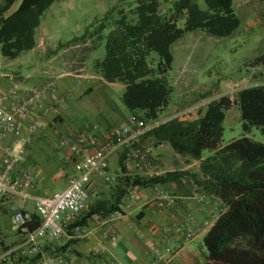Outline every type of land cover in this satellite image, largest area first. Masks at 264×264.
<instances>
[{"label":"trees","instance_id":"obj_1","mask_svg":"<svg viewBox=\"0 0 264 264\" xmlns=\"http://www.w3.org/2000/svg\"><path fill=\"white\" fill-rule=\"evenodd\" d=\"M17 1L0 0V56L8 60L35 49L37 29L56 2L22 0L12 11ZM204 2L206 10L198 0H116L101 20L86 28L83 36L59 48L86 40L96 44L94 49L104 44L105 56L95 62V70L105 81L125 85L122 101L133 115L155 121L169 106L174 92L169 82L173 45L196 31L218 38L231 37L241 26L234 0ZM152 54L158 55L156 63ZM234 105L240 107L244 132L257 127L264 135V85L247 87L238 92L236 101L229 97L215 99L200 118L171 120L149 134L156 144L168 142L176 153L200 161L198 173L173 172L155 178L126 176L123 184L149 187L190 178L198 190L225 208L204 238L206 264H264V144L243 137L221 147L226 114ZM206 150L214 154L203 160ZM120 167L127 173L123 160ZM119 203L102 204L88 217L102 212L107 217L120 210ZM39 224L37 218L30 229Z\"/></svg>","mask_w":264,"mask_h":264},{"label":"crops","instance_id":"obj_2","mask_svg":"<svg viewBox=\"0 0 264 264\" xmlns=\"http://www.w3.org/2000/svg\"><path fill=\"white\" fill-rule=\"evenodd\" d=\"M16 4L12 11H15ZM42 25L43 20L36 33L37 46L40 30V35L45 33L46 39L50 40L48 30ZM186 36L173 45L174 58L175 49ZM37 46L31 50L29 57L21 55L15 60H8L0 56L1 75L21 76L27 87L45 90L54 85L57 90V101L47 92L41 106L35 111L36 115L43 118L45 126L34 135L31 144L26 148L22 163L17 168V172L26 169L33 172V188L27 191L30 198L17 197L0 202V258L8 255L0 264L29 261L34 257L32 247L24 243L20 229L13 221V209L35 212V198L48 197L66 188L72 168L63 164L59 139L67 133L84 130L87 123L98 133H103L111 127L127 125L133 116L122 101L123 95L120 96L125 91L124 84L105 81L95 67L91 71L87 67L80 69L81 58L71 60V71L65 70L66 64L59 59L73 47L47 58L45 53L38 52ZM25 67H28L27 73H23ZM8 84L0 82V89L5 91ZM171 103L170 101L157 120L141 119L148 124H163L171 120L192 121L203 116L207 108V105L199 108L185 119H171L178 112L190 107L176 111L172 109ZM90 112L92 113L88 114ZM80 113L84 116L80 117ZM150 133L151 131L143 138L142 147L149 152L154 166L135 172L133 162L126 159V153L113 156L109 169L94 174L88 185L89 209L82 217L86 220L80 225L86 227L84 236L77 235L74 226L67 227L59 240H41L47 254H61L70 264H154L153 248L158 246L162 250L171 248L174 252V255L172 253L167 257L168 260L159 264L207 263L208 251L204 238L216 223L212 220L213 217L216 216L217 219L225 212L218 200L209 195L201 198L200 194L205 192L198 190L188 177L168 181L166 184L157 183V187L165 192L161 200L167 204L165 208L157 206L155 185L127 187L123 184L126 176L155 178L173 172L200 171V161L176 153L168 142L156 144L149 136ZM224 146L221 144V147ZM121 160L127 173L122 172ZM59 187L63 188L62 191L57 190ZM123 190L125 193H122ZM117 201L120 202L118 216L110 214L105 217L102 212L88 217L100 205ZM189 216L194 217L195 224L189 223ZM189 234L194 235L187 242L186 237Z\"/></svg>","mask_w":264,"mask_h":264},{"label":"built area","instance_id":"obj_3","mask_svg":"<svg viewBox=\"0 0 264 264\" xmlns=\"http://www.w3.org/2000/svg\"><path fill=\"white\" fill-rule=\"evenodd\" d=\"M0 82L9 83L5 91L0 89V202L17 197L29 199L27 191L33 188V172L28 169L17 172V168L22 163L26 148L31 144L34 135L45 126L43 118L36 115L35 111L41 106L47 92L57 101V90L54 85L45 90L27 87L23 77L17 75L0 74ZM215 99L218 98L186 107L171 119H185ZM159 124H148L133 115L127 125L111 127L103 133L84 129L62 136L59 139V148L63 152L62 161L66 167L72 168V174L62 192L35 198V212L13 209V221L20 229L24 243L32 247L34 257L29 261L11 264H70L61 254H47L41 240H59L70 226H74L77 235L84 236L86 227L78 225V222L89 209L88 185L92 176L106 172L111 158L120 153H126V159L133 162L135 172L152 168L154 164L147 149L142 147V141ZM151 185H155L157 206L165 208L167 204L161 201L165 192L157 187V183ZM206 196L205 193L200 194L201 198ZM119 213L116 211L113 216H118ZM37 218L40 219V224L31 230L30 227ZM189 223L195 224L194 217L189 216ZM193 235L189 234L186 241ZM153 255L154 264H159L168 260L172 249L162 250L156 246L153 248ZM7 257L8 255H4L0 258V263Z\"/></svg>","mask_w":264,"mask_h":264},{"label":"rangeland","instance_id":"obj_4","mask_svg":"<svg viewBox=\"0 0 264 264\" xmlns=\"http://www.w3.org/2000/svg\"><path fill=\"white\" fill-rule=\"evenodd\" d=\"M21 2L22 0L17 2L15 10ZM115 3L116 0H57L43 18L42 26L48 30L50 40L46 39L45 33L40 35V30L38 52L51 58L58 52L73 47L59 59L66 64L65 70L71 71L72 63L69 62L81 58L80 69L87 67L91 71L96 60H102L105 56L104 44L97 49H94L96 44L90 40L62 49L59 45L83 36L86 28L96 20H101ZM198 4L206 10L204 0H198ZM233 8L241 20V26L231 37L218 38L196 31L187 34L177 46L178 49H175L173 67L169 74V82L174 89L171 97L172 109L178 111L204 99L203 103L207 102L211 98L229 97L236 101L239 91L264 85V0H234ZM78 45L81 47H76ZM31 54L28 51L21 57H29ZM151 58L155 63L159 60L157 54H152ZM259 59H263L262 64H255ZM27 68L23 69V73H27ZM122 95L123 93L120 96ZM79 116L84 114L80 113ZM90 125L87 123L83 129H93L98 133ZM224 128L222 145L243 137L264 144V135L260 128L254 127L250 133L244 132L238 105L227 112ZM213 154V151L206 150L203 156L207 159ZM62 189L59 187L57 190ZM215 218L216 216L212 219L214 223L219 217ZM172 253L174 255L173 250Z\"/></svg>","mask_w":264,"mask_h":264}]
</instances>
